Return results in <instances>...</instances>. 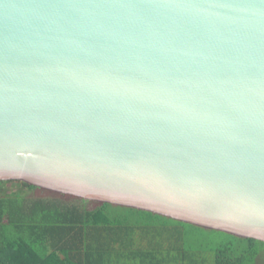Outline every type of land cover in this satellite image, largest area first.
<instances>
[{"label":"water","instance_id":"obj_1","mask_svg":"<svg viewBox=\"0 0 264 264\" xmlns=\"http://www.w3.org/2000/svg\"><path fill=\"white\" fill-rule=\"evenodd\" d=\"M0 181L264 242V0H0Z\"/></svg>","mask_w":264,"mask_h":264},{"label":"trees","instance_id":"obj_2","mask_svg":"<svg viewBox=\"0 0 264 264\" xmlns=\"http://www.w3.org/2000/svg\"><path fill=\"white\" fill-rule=\"evenodd\" d=\"M36 189L0 181V264H206L205 238L214 235L222 242L215 264H258L264 247L255 239L112 203L87 209L28 201L27 192Z\"/></svg>","mask_w":264,"mask_h":264},{"label":"rangeland","instance_id":"obj_3","mask_svg":"<svg viewBox=\"0 0 264 264\" xmlns=\"http://www.w3.org/2000/svg\"><path fill=\"white\" fill-rule=\"evenodd\" d=\"M7 187L14 190V186L11 184H8ZM10 189V190H11ZM28 201H35V200H49V201H57L64 205H77L82 208L87 209H94L98 206H100L102 203L91 201V200H85L76 196L68 195V194H62L55 192L53 190L45 189V188H37L34 191H28L25 197ZM86 201V203H84ZM205 241V259L206 264H215V250L221 246V238L215 236L207 237ZM258 264H264V247H262L260 255L258 257Z\"/></svg>","mask_w":264,"mask_h":264}]
</instances>
